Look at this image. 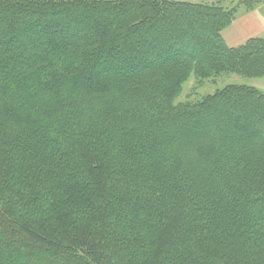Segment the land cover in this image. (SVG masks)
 Masks as SVG:
<instances>
[{
	"label": "trees",
	"instance_id": "trees-1",
	"mask_svg": "<svg viewBox=\"0 0 264 264\" xmlns=\"http://www.w3.org/2000/svg\"><path fill=\"white\" fill-rule=\"evenodd\" d=\"M224 10L0 0V264H264V91L175 102L264 75Z\"/></svg>",
	"mask_w": 264,
	"mask_h": 264
},
{
	"label": "rangeland",
	"instance_id": "rangeland-1",
	"mask_svg": "<svg viewBox=\"0 0 264 264\" xmlns=\"http://www.w3.org/2000/svg\"><path fill=\"white\" fill-rule=\"evenodd\" d=\"M174 1H182V0H174ZM187 2H191V1H187ZM196 3H200V2H196ZM214 4L221 6L223 9H225L224 11L227 12L229 16H232L239 9L248 6V4H250V1L225 0L221 2H216ZM261 36H264V33L256 37H261ZM250 39L252 38H249L248 40ZM248 40H246L244 43L238 46H229L226 42L225 43L229 47H239L241 45H244ZM256 47L258 46H254L255 50L257 49ZM233 84L246 85L264 90V75H244V74L232 72V73H223L214 77L207 78L205 80H199L195 75H192L182 85L179 95L175 98V102L179 103V102L195 101L197 99L215 94L218 90H221L226 86Z\"/></svg>",
	"mask_w": 264,
	"mask_h": 264
},
{
	"label": "crops",
	"instance_id": "crops-1",
	"mask_svg": "<svg viewBox=\"0 0 264 264\" xmlns=\"http://www.w3.org/2000/svg\"><path fill=\"white\" fill-rule=\"evenodd\" d=\"M182 1L216 3L225 0ZM249 1L250 4H248L245 8L239 9L236 12L231 24L222 31V36L229 46H238L249 38H253L264 33V0Z\"/></svg>",
	"mask_w": 264,
	"mask_h": 264
}]
</instances>
